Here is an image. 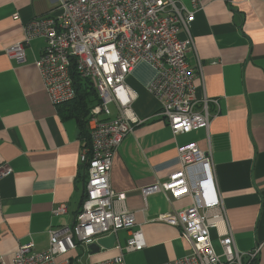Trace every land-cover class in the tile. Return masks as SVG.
<instances>
[{"label":"crops","instance_id":"crops-1","mask_svg":"<svg viewBox=\"0 0 264 264\" xmlns=\"http://www.w3.org/2000/svg\"><path fill=\"white\" fill-rule=\"evenodd\" d=\"M177 1L193 9L191 0ZM200 4L191 27L194 48L188 62L196 74L197 97L206 94L218 102L210 105L215 117L209 129L175 136L160 114V102L149 91L155 70L140 63L128 79L136 95L131 113L144 122L118 148L111 185L125 195L126 206L135 215L134 230L142 231L146 246L124 252L127 264H165L192 254L180 228L159 220L185 210L191 200H169L163 193L144 199L142 194L143 188L166 182L180 170L178 149L192 143L211 158L227 228L238 251L249 253L261 246L258 257L246 258L244 264H264V0ZM57 5L58 0H0V167L7 170L0 179V264H13L19 246L30 241L36 251L47 250L50 229L72 226L85 197L79 158L91 143L90 115L84 132L77 120L78 101L51 104L35 65L46 46L44 39L32 41L23 64L5 52L23 40L29 21L47 16ZM110 110V116L100 119L118 116L114 104ZM60 205L67 211L55 215ZM224 231L223 225L213 231V246L220 256L218 234ZM121 232L126 233L123 241ZM117 237L124 249L130 232L121 230ZM121 252L116 246L102 249L90 263ZM222 262L226 263L224 258Z\"/></svg>","mask_w":264,"mask_h":264},{"label":"built area","instance_id":"built-area-1","mask_svg":"<svg viewBox=\"0 0 264 264\" xmlns=\"http://www.w3.org/2000/svg\"><path fill=\"white\" fill-rule=\"evenodd\" d=\"M193 9L177 0H58L47 16L25 25L22 41L8 47L7 56L18 64L27 61L26 49L37 38L46 46L35 61L51 104L59 107L73 102L77 96L75 77L88 81L97 92L99 103L90 112L91 143L80 153V174L85 178V197L75 223L50 229L49 248L38 252L30 241L20 245L13 264H81V256L92 257L90 245L115 235L121 254L97 263L127 264L124 252H136L146 244L136 228L134 213L126 206L124 194L111 185V171L117 150L123 140L144 120L131 113L136 95L128 84L135 67L147 63L156 72L149 86L160 102V114L173 134H188L209 129L215 114L210 105L216 99L196 95V74L188 62L194 48L191 27L200 0H191ZM19 19V15H14ZM184 34V38L182 37ZM201 71V65H200ZM119 112L110 116V105ZM180 170L168 181L156 182L142 189L144 199L163 193L169 200L189 198L185 210L159 218L161 222L180 228L181 236L191 245L192 254L165 264H244L256 259L261 246L249 253L238 251L222 197L214 181L212 161L195 143L178 149ZM0 167V179L6 173ZM65 205L54 209L63 215ZM218 234L223 254L216 253L213 231ZM121 230L130 232L126 247L117 244ZM2 257L0 256V261Z\"/></svg>","mask_w":264,"mask_h":264},{"label":"trees","instance_id":"trees-1","mask_svg":"<svg viewBox=\"0 0 264 264\" xmlns=\"http://www.w3.org/2000/svg\"><path fill=\"white\" fill-rule=\"evenodd\" d=\"M75 83L77 88V96L76 99L71 103L78 101L80 105L79 108L81 109V112L78 115L77 120H79L80 122V128L85 132L84 127L86 123V118L90 115L91 109L99 103V98L97 92L88 81H85L80 77L76 76Z\"/></svg>","mask_w":264,"mask_h":264},{"label":"water","instance_id":"water-1","mask_svg":"<svg viewBox=\"0 0 264 264\" xmlns=\"http://www.w3.org/2000/svg\"><path fill=\"white\" fill-rule=\"evenodd\" d=\"M116 236L111 235L108 238H104L98 241V243L90 245L89 249L91 250L92 255H96L101 252L102 249L111 250L115 247Z\"/></svg>","mask_w":264,"mask_h":264},{"label":"rangeland","instance_id":"rangeland-1","mask_svg":"<svg viewBox=\"0 0 264 264\" xmlns=\"http://www.w3.org/2000/svg\"><path fill=\"white\" fill-rule=\"evenodd\" d=\"M120 237H121V240H122V241L125 240V239H126V233L121 232V233H120ZM78 252H79V253H82L83 251L80 249V250H78ZM95 256H96V255H93L92 257H95ZM92 257L88 258V256H86L85 253H84V255L82 254V255H81V260H82L81 264H89L91 261H93V260H92Z\"/></svg>","mask_w":264,"mask_h":264}]
</instances>
